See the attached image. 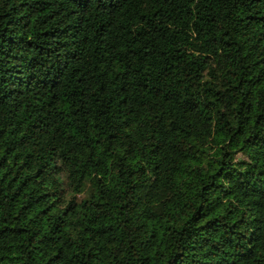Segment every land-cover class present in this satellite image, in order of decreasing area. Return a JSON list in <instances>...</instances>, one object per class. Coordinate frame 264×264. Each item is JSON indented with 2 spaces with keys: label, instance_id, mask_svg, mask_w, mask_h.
I'll use <instances>...</instances> for the list:
<instances>
[{
  "label": "trees",
  "instance_id": "16d2710c",
  "mask_svg": "<svg viewBox=\"0 0 264 264\" xmlns=\"http://www.w3.org/2000/svg\"><path fill=\"white\" fill-rule=\"evenodd\" d=\"M0 264H264V0H0Z\"/></svg>",
  "mask_w": 264,
  "mask_h": 264
}]
</instances>
